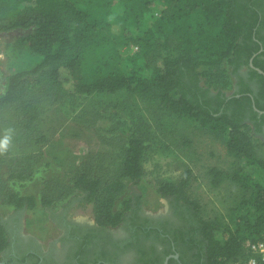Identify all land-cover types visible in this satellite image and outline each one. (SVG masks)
Returning a JSON list of instances; mask_svg holds the SVG:
<instances>
[{"label":"trees","instance_id":"1","mask_svg":"<svg viewBox=\"0 0 264 264\" xmlns=\"http://www.w3.org/2000/svg\"><path fill=\"white\" fill-rule=\"evenodd\" d=\"M117 3L122 10L114 19ZM157 3L163 8L155 17ZM153 17L151 26L142 31ZM13 29L27 30L17 47L40 60L9 74L0 93V124L11 152L23 155L40 150L45 138L27 133L41 117L44 96L58 100L63 93L114 94L125 89L158 100L170 112L208 120L213 131L227 132L231 156L264 170V139L261 146L255 141L264 131V112L260 114L264 111V74L255 68L264 71V0H0V33ZM132 45L138 50L124 55L122 49ZM125 62L131 65L132 75L126 72ZM245 65L251 78L260 81L258 95L239 73ZM141 69L151 76H141ZM235 76L241 87L229 93ZM20 137L26 142L22 144ZM145 153L143 137L132 131L119 175L103 181L81 171L74 177V188L83 200L93 203L99 225L115 227L125 219L133 199L118 202L124 178L135 183L143 179ZM210 173L215 187L226 178L245 185L256 217L246 220L243 238L231 237L226 242L218 238L224 228L222 220L205 218L198 201L187 195L191 170L178 182H161L158 192L198 215L210 242L209 264L243 261L249 256L244 238L264 240V186L251 187L240 170L229 175L212 167ZM5 199L16 209L51 204L44 197L39 200L9 188ZM10 244V230L0 213V253Z\"/></svg>","mask_w":264,"mask_h":264},{"label":"rangeland","instance_id":"2","mask_svg":"<svg viewBox=\"0 0 264 264\" xmlns=\"http://www.w3.org/2000/svg\"><path fill=\"white\" fill-rule=\"evenodd\" d=\"M162 8V3L154 6L155 17ZM113 10L115 19L122 9L117 3ZM155 17L148 19L141 30L150 27ZM26 33L24 29L0 33V93L9 74L30 68L40 60L38 55L17 47V40ZM129 51L134 52L132 48L122 49L124 55ZM124 68L132 75L131 65L125 62ZM139 74L151 76L145 69ZM132 131H137L146 144L145 175L138 183L124 178L125 189L118 202L132 197L133 203L144 211L166 214L171 200L159 194V184L178 182L189 169L191 184L187 195L198 201L205 218L222 220L224 228L217 233L218 238L226 242L231 237H244L246 220L256 217L245 185L226 178L215 187L210 169L218 167L229 175L240 170L251 187L264 186V170L231 156L227 132L213 131L208 120L170 112L160 107L158 100H147L124 89L114 94L63 93L58 100L44 96L41 117L27 133L45 138L40 142V150L23 155L11 152L9 147L0 151V213L10 230V239L18 231L47 245L61 234L55 219L64 209L69 218L93 220L94 205L83 200L73 179L81 171L103 181L119 175ZM5 137L0 124V139ZM262 139L255 137L258 146ZM25 142L26 138H21V143ZM8 188L24 195L33 194L39 200L44 197L51 204L16 209L5 202ZM9 256L0 253V264H10Z\"/></svg>","mask_w":264,"mask_h":264},{"label":"flooded vegetation","instance_id":"3","mask_svg":"<svg viewBox=\"0 0 264 264\" xmlns=\"http://www.w3.org/2000/svg\"><path fill=\"white\" fill-rule=\"evenodd\" d=\"M239 73L258 95L261 84L251 78L249 67L243 66ZM234 87L233 91L241 87L239 77ZM258 136L264 139V131ZM170 200L166 214H150L133 203L115 227L99 225L95 216L85 221L69 218L64 209L55 219L61 230L58 238L43 245L17 231L11 233L5 253L10 255V264H209L210 242L198 215L182 202Z\"/></svg>","mask_w":264,"mask_h":264},{"label":"built area","instance_id":"4","mask_svg":"<svg viewBox=\"0 0 264 264\" xmlns=\"http://www.w3.org/2000/svg\"><path fill=\"white\" fill-rule=\"evenodd\" d=\"M128 48L124 47V49ZM130 48L134 51L138 50V46L135 45H132ZM243 243L249 250V256L243 261H235L230 264H264V240H256L250 236H246Z\"/></svg>","mask_w":264,"mask_h":264},{"label":"clouds","instance_id":"5","mask_svg":"<svg viewBox=\"0 0 264 264\" xmlns=\"http://www.w3.org/2000/svg\"><path fill=\"white\" fill-rule=\"evenodd\" d=\"M9 146V139L8 137H5L3 139H0V151L7 150Z\"/></svg>","mask_w":264,"mask_h":264},{"label":"water","instance_id":"6","mask_svg":"<svg viewBox=\"0 0 264 264\" xmlns=\"http://www.w3.org/2000/svg\"><path fill=\"white\" fill-rule=\"evenodd\" d=\"M251 66L255 67L254 66V63H253V57L251 58ZM260 73L264 74V71L258 67H255ZM166 264V263H165Z\"/></svg>","mask_w":264,"mask_h":264}]
</instances>
